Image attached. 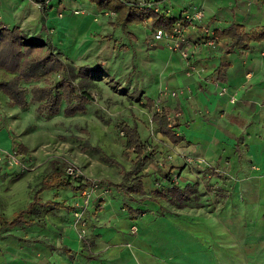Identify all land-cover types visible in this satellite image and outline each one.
Masks as SVG:
<instances>
[{"label": "crops", "instance_id": "0c3cea01", "mask_svg": "<svg viewBox=\"0 0 264 264\" xmlns=\"http://www.w3.org/2000/svg\"><path fill=\"white\" fill-rule=\"evenodd\" d=\"M154 1L166 17L178 18L186 12L200 11V21L210 28L236 23L243 30H250L264 25V5L255 1ZM42 2L0 0V23L8 28L15 26L42 41L45 37L50 39L51 33L59 48L70 44L74 56L79 59L89 51L91 60L81 61L78 65L100 64L93 60L108 45L106 53L114 66L128 73L132 71L129 86L142 90L144 100L145 97L153 99L158 86L181 87L182 92L177 96L164 99V106L180 111L175 117L174 128L183 139L173 143L156 131L159 142H153L154 159L166 154L170 159L160 161L159 164L167 166L159 170L149 162L142 170L141 182L145 195L168 187L164 175H168L169 169L182 177L181 183L173 182L175 185L195 186L189 205L185 203L181 208L164 199L155 202L137 196L141 202L152 204L154 211L146 212L139 205L132 206L143 211L140 215H129L122 208L124 201L111 197L88 217V244L95 250V255L89 256L87 263L77 259L74 264H165L157 253L162 247L157 240L165 242L164 247L169 248L166 246L168 241L177 242L180 233L183 243L189 238V232L208 238L210 255L222 264H250L245 262L248 253L257 259V264L258 259H264V215L255 221L246 220L244 216L248 210L251 213L264 210V38L251 39L246 46L230 49L227 36L219 38L214 46L203 45L190 57L195 65L203 66V71L200 75H187L183 60L170 52L164 41L148 44L154 28L150 17L121 25L112 23L114 11L98 10L88 0H47L41 7ZM74 8H81V11L73 13ZM102 11L111 14H101ZM95 34L100 37L95 38ZM188 35L197 40L199 30L189 27ZM115 45H120L121 52L128 57L127 62L124 56L121 59L117 51L114 52ZM203 76L226 84L234 100L230 101L225 94H217L212 83ZM0 95L8 102L1 91ZM8 145L6 132L0 128V146ZM179 150H184L186 157L191 158L189 165L186 158L183 161L177 157ZM157 173L165 181L162 187H154L152 182ZM194 196L198 198L192 203ZM164 203L170 205V209L164 208ZM32 224L42 226V237L26 235L25 244L14 247L13 254L11 247H8L9 252L2 253L0 242V264H67L66 255L76 248L73 231L65 229L61 234L57 233V242H53L55 248H50L43 238L47 229L42 221L33 217L30 224L24 225ZM131 228H135V234L130 233Z\"/></svg>", "mask_w": 264, "mask_h": 264}, {"label": "rangeland", "instance_id": "374dc122", "mask_svg": "<svg viewBox=\"0 0 264 264\" xmlns=\"http://www.w3.org/2000/svg\"><path fill=\"white\" fill-rule=\"evenodd\" d=\"M101 14L111 13L102 11ZM26 35L33 39L37 38L33 35ZM49 35L50 39L45 37L43 38L44 42L49 39L48 44L51 49L67 65L75 68L81 61L91 60L89 51L84 58L79 59L74 56L70 44V46L67 44L65 47L59 48L55 36L51 33ZM93 36L95 38L100 37L96 34ZM119 46L115 45L117 48L114 52L117 51L118 57L121 59L124 56L127 62L128 57L121 52ZM108 49L109 46L107 45L102 52L97 53L98 55L94 60L92 59L95 63L101 62H99L101 70L90 79L91 83L87 87L92 94V100L86 104L83 112L65 114L62 110V103L58 112L49 117H43L36 113L34 102H29L25 108L21 109L16 105L8 104L6 98L0 95V128L5 130L9 141V145L5 148L0 146V150L13 151L15 154H19L20 163H22V166H17L0 162L1 219L9 220L14 212L24 207L31 196L32 188L38 182L50 180L56 175L64 178L67 167H71L84 180H89L92 183L84 191L73 193L62 188L44 190L38 195L41 200H55L65 206H70L71 209L45 212L43 209L37 208L32 213L34 219L41 220L42 225L47 229V234L43 238L50 248H55L53 242H57V233L61 234L65 229L73 231L76 248L71 250L69 255L65 254L69 261L67 264H74L77 259L87 263L88 257L95 255V250L88 244V217L90 213L98 211L102 206L101 204L108 202L111 197H118L131 206L139 205L144 211L154 213L153 206L148 201L141 202L135 195L126 196L112 186L99 183L100 180L109 183L119 182L121 169H126L129 160L133 158L131 151L123 149V137L113 125L116 120L131 121L134 119L141 138L147 144L155 146L154 143L159 142L158 134L152 127L150 120L152 109L147 108L143 91L129 86L128 80L131 78L129 76L132 71L128 73L122 68V71L118 70L110 55L106 53ZM3 74L0 70V77ZM59 77V73H50L47 75L46 81L52 82ZM76 80L77 77L73 79V81ZM36 82L42 84L45 81L39 79ZM175 132L177 131L175 130ZM177 157L184 161L186 158L185 151H177ZM169 159L167 154L164 157H157V159H154L153 156L150 164L158 170L160 168L165 169L167 164L159 163L164 160L167 162ZM186 164L189 165V162ZM169 172L168 169L167 173L172 182L177 184L182 182V177L177 172ZM153 177L154 180H152ZM153 177L151 180L155 185L154 187L165 185L161 174L153 175ZM197 198L195 199L194 196L192 203H195ZM187 204L189 205V201ZM169 206L164 203V208L170 209ZM263 215V209L255 210L252 213L248 210L244 213L246 220L249 221L261 220ZM32 225L1 229L0 242L3 248L1 252L7 253L9 252L8 247H11L10 252L13 254L15 252L14 247L25 244L23 239L26 235L42 237V226ZM130 233L135 234V228H131ZM180 235L178 233L177 242L168 241L166 243L169 248L164 247L165 242L157 240L162 245L157 251L162 262L165 264H222L218 258L210 255L211 245L207 241L208 238L189 232V238L182 243L179 238ZM103 248L105 249L106 246ZM256 253L259 254L260 252ZM251 255L248 253L245 262L257 264L255 262L257 259H253ZM168 256L171 257L168 258ZM258 264H264V259H258Z\"/></svg>", "mask_w": 264, "mask_h": 264}, {"label": "trees", "instance_id": "16d2710c", "mask_svg": "<svg viewBox=\"0 0 264 264\" xmlns=\"http://www.w3.org/2000/svg\"><path fill=\"white\" fill-rule=\"evenodd\" d=\"M88 1L94 3L98 10L114 11L115 18L112 23L121 25L150 17L152 27L169 28L175 19L166 17L163 13L158 14L151 8L137 7L123 0ZM213 31L218 39L225 36L229 38V49L234 46H246L251 39L264 38V25L259 28L243 30L240 24L230 23L223 28L214 27ZM0 70L5 74L0 77V91L7 96L8 104L23 109L29 102H34L36 113L43 117H49L58 112L62 103V110L65 114L83 112L86 104L92 100V94L87 86L91 83V77L98 74L101 68L100 64L93 66L80 64L75 68L69 66L46 42L39 38L28 37L25 32L15 26L8 28L0 23ZM50 73H59L60 77L52 82L46 81V77ZM76 77L77 80L73 81ZM39 79L45 82L38 84L36 81ZM145 103L150 109L152 99L145 97ZM165 114V107L159 111L152 110L150 114L152 127L173 143L182 140L183 136L167 125ZM113 125L123 137V149L131 151L133 158L129 160L126 169H121L119 182L109 183L100 180L99 183L112 186L123 195H136L141 200L149 199L155 202L164 199L176 208L183 207L189 201L190 195L195 192L194 184H185L183 187H179L170 181L166 174L164 178L168 180L169 186L155 189L149 195H145L141 182L144 176L142 170L152 161L155 152L154 146L147 144L141 138L134 119L131 121L119 119ZM89 185L90 182L83 181V177L80 175L73 178L56 175L50 180L38 182L32 188L31 196L24 207L14 212L9 220L0 218V230L30 224L33 221L32 213L37 208H41L45 212L71 209L70 206H65L58 201L41 200L38 195L42 191L62 188L76 192ZM122 208L129 215H140L143 212L125 202H122Z\"/></svg>", "mask_w": 264, "mask_h": 264}, {"label": "built area", "instance_id": "2783aa9c", "mask_svg": "<svg viewBox=\"0 0 264 264\" xmlns=\"http://www.w3.org/2000/svg\"><path fill=\"white\" fill-rule=\"evenodd\" d=\"M46 1L47 0H43V2L39 4V6L41 5V7H43V3H45ZM123 1L129 4H134L137 7L151 8L153 11H155L158 14L163 13V11H161L160 7L158 6L157 2L154 0H123ZM249 1H255L264 4V1L261 0H247V2ZM79 11H81V8L72 9L73 13ZM58 14H61L60 11L58 12ZM200 19H201L200 11H196L194 13L186 12L182 14L180 17L175 18L171 22L169 28H162V27L153 28L150 33V37L147 40L148 44L155 45L156 42L159 40L164 41V44L167 47V49L170 52L176 53L183 60L185 65V73L187 75L192 73H196L197 75H200V72L203 71V66L195 65V63H193L190 59V57H192L191 54L196 50H199L203 45L214 46L218 40V38L214 34L213 28H210L208 25L201 22ZM195 21H198L197 24H195L196 23ZM189 27L197 28L199 30V36L197 40H192L189 38L188 35ZM203 79L205 80L207 79L212 83V85L216 89L217 94H225L228 96V99L230 101L234 100L232 94L228 93L226 84L220 83L216 78H208L206 76L205 77L203 76ZM180 92H182L181 87L168 88L166 86H160L157 89L156 96L152 99L151 109L159 111L162 107H165L164 99L167 96L174 97L177 96ZM179 114H180L179 110L166 108L165 118L167 121V125L171 127L174 131H175L174 127L176 126L175 117H177ZM20 161H21V157L19 156V154H15L13 151L11 152V151L0 150V162H4V164L7 165L22 166V163H20ZM186 161L190 162L191 158L186 157ZM66 176L73 178L75 176H78V173L71 167H67ZM89 182H90L89 186H91L92 183L91 181ZM85 189L80 191H84Z\"/></svg>", "mask_w": 264, "mask_h": 264}]
</instances>
